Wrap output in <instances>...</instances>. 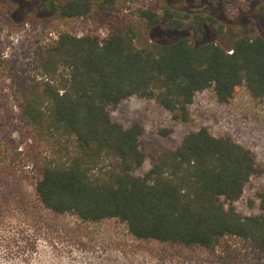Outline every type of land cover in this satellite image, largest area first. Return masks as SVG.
Listing matches in <instances>:
<instances>
[{
  "label": "trees",
  "instance_id": "16d2710c",
  "mask_svg": "<svg viewBox=\"0 0 264 264\" xmlns=\"http://www.w3.org/2000/svg\"><path fill=\"white\" fill-rule=\"evenodd\" d=\"M30 2L20 5L21 23L17 17L3 23L51 33L57 22L96 11L106 15L109 29L105 37L58 31L56 38L37 40L29 61L33 78L26 82L13 69L9 73L19 122L38 149L49 150L34 155L40 205L83 223L118 219L137 239L212 251L224 238L236 237L264 251V206L248 216L233 206L261 172L249 149L199 128L160 152L139 175L147 161L142 129L110 117L112 109L136 97L184 123L195 95L208 89L226 103L244 86L264 102V32L258 27L263 17H249L244 30L170 0L136 9L138 20L115 10L118 0ZM160 25L174 35L172 41L146 39ZM188 29L195 32L192 38ZM227 30L236 34L224 46Z\"/></svg>",
  "mask_w": 264,
  "mask_h": 264
},
{
  "label": "rangeland",
  "instance_id": "374dc122",
  "mask_svg": "<svg viewBox=\"0 0 264 264\" xmlns=\"http://www.w3.org/2000/svg\"><path fill=\"white\" fill-rule=\"evenodd\" d=\"M30 1L7 0L0 4V264H264V251L236 237L224 238L209 251L200 246L137 239L118 219L83 223L71 213L54 214L40 205L34 189L38 177L34 155L49 150L38 149L19 122L9 95L15 85L9 73L13 69L19 79L30 81L34 76L29 65L32 44L47 41L51 35L40 28L31 30L25 25L15 29L3 23L13 17L22 19L21 23L25 17L20 5ZM67 1L55 0L58 5ZM170 1L180 9L209 11L244 30L249 27V17L264 19V0ZM162 3L163 0H118L114 7L122 15L138 20L136 9ZM34 5L32 8L37 6ZM105 18L94 11L86 18L57 22V29L51 33L103 36L109 31ZM258 27L264 32V24ZM185 33L191 38L195 35L189 29ZM235 34L227 30L226 38L220 42L228 45ZM146 39L165 43L174 35L160 25L147 31ZM188 113L186 122H174L153 101L136 97L110 111L113 121L125 127L137 124L142 129L141 148L147 161L135 174H143L160 152L176 147L187 133L206 128L214 136L232 138L255 155L261 172L250 179L233 206L242 216L257 214L264 206V102L252 98L244 86L236 88L226 103L218 102L212 89H208L195 95Z\"/></svg>",
  "mask_w": 264,
  "mask_h": 264
},
{
  "label": "built area",
  "instance_id": "2783aa9c",
  "mask_svg": "<svg viewBox=\"0 0 264 264\" xmlns=\"http://www.w3.org/2000/svg\"><path fill=\"white\" fill-rule=\"evenodd\" d=\"M106 34H107V33H106ZM106 34H104L103 36L100 35V37H105ZM49 35H51V37H53V38H56V35H52V33H50Z\"/></svg>",
  "mask_w": 264,
  "mask_h": 264
}]
</instances>
